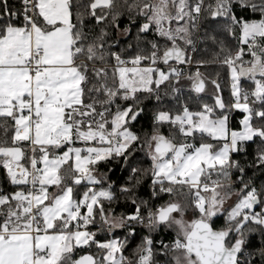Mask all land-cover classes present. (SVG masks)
Instances as JSON below:
<instances>
[{
  "label": "snow or ice",
  "instance_id": "1",
  "mask_svg": "<svg viewBox=\"0 0 264 264\" xmlns=\"http://www.w3.org/2000/svg\"><path fill=\"white\" fill-rule=\"evenodd\" d=\"M0 264H264V0H0Z\"/></svg>",
  "mask_w": 264,
  "mask_h": 264
},
{
  "label": "trees",
  "instance_id": "2",
  "mask_svg": "<svg viewBox=\"0 0 264 264\" xmlns=\"http://www.w3.org/2000/svg\"><path fill=\"white\" fill-rule=\"evenodd\" d=\"M225 95H227V93H225Z\"/></svg>",
  "mask_w": 264,
  "mask_h": 264
}]
</instances>
